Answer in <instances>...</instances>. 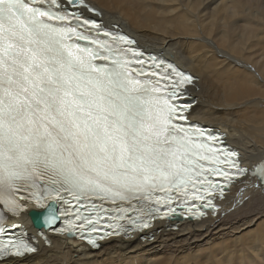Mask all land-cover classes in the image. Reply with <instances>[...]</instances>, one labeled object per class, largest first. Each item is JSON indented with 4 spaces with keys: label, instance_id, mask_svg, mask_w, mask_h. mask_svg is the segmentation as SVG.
<instances>
[{
    "label": "snow or ice",
    "instance_id": "obj_1",
    "mask_svg": "<svg viewBox=\"0 0 264 264\" xmlns=\"http://www.w3.org/2000/svg\"><path fill=\"white\" fill-rule=\"evenodd\" d=\"M53 8L61 9L62 0H0V202L9 211L15 214L22 190L42 207L43 200L70 196L90 210L77 211L76 219L94 232L93 214L98 220L101 206L87 200L126 212L121 204L135 207L134 200H152L156 191L186 194L189 185H207L212 195L211 175L231 183L246 174L235 151L207 143L217 137L174 123L185 119L169 103L174 92L162 96L156 82L136 78L157 73L143 70L148 62L131 47L134 41L84 20L107 39L90 38ZM79 40L90 46L74 43ZM151 64L161 68L155 59ZM171 71L180 78L174 84L191 82ZM31 251L15 245L10 254Z\"/></svg>",
    "mask_w": 264,
    "mask_h": 264
},
{
    "label": "bare ground",
    "instance_id": "obj_2",
    "mask_svg": "<svg viewBox=\"0 0 264 264\" xmlns=\"http://www.w3.org/2000/svg\"><path fill=\"white\" fill-rule=\"evenodd\" d=\"M87 1L101 11L106 27L117 24L140 47L161 54L198 78L190 88L196 100L190 112L192 122L226 133L228 143L241 152L249 169L264 159V0ZM247 180L232 188L216 216L156 222L141 235L129 231L102 242L98 249L47 234L55 229L43 222L53 221L48 205L29 209L18 219L9 218V223L24 226L25 236L37 243V252L0 264H129L124 253L135 250L136 244L149 250L146 259L137 256V264H263L264 187L255 178ZM26 207L32 204L18 206ZM260 218L254 232L239 234ZM138 252L143 249L134 253ZM238 252L240 263L233 261Z\"/></svg>",
    "mask_w": 264,
    "mask_h": 264
},
{
    "label": "rangeland",
    "instance_id": "obj_3",
    "mask_svg": "<svg viewBox=\"0 0 264 264\" xmlns=\"http://www.w3.org/2000/svg\"><path fill=\"white\" fill-rule=\"evenodd\" d=\"M194 75V74H193ZM205 125V124H204ZM262 221V219L260 218V219H258V221H256L253 225H251L250 227H248V228H244L243 230H241L240 232H239V234H241L242 235V237H244V235H246V234H248L247 232L249 231V230H253V229H255L257 226V224L259 223V222H261ZM256 230V229H255ZM255 230H253V232L255 231ZM178 233V232H177ZM177 233H174L175 235H177ZM245 233V234H244ZM163 234H169V233H163ZM244 234V235H243ZM156 243H152L150 246H154ZM135 248V250H132L133 248H131V249H128V250H126L125 251V253H124V257H125V259L127 260V262L129 263V264H132L131 263V260L134 258L135 260H136V264H137V256L138 255H142L143 256V259H146V256H148V252H149V250L147 249V248H143L141 245H139V244H136V247H134ZM138 249H143V252H138V253H134L136 250H138ZM264 249V248H263ZM231 253H230V251L228 252V253H226L225 254V259H227V257H229V255H230ZM235 257H237L238 259H235V260H233V261H237V262H239L240 263V258H239V252L236 254V256ZM148 258V257H147ZM205 259H206V257H205ZM181 263H182V260L180 261ZM217 264H219L218 262H217ZM264 264V263H263Z\"/></svg>",
    "mask_w": 264,
    "mask_h": 264
},
{
    "label": "water",
    "instance_id": "obj_4",
    "mask_svg": "<svg viewBox=\"0 0 264 264\" xmlns=\"http://www.w3.org/2000/svg\"><path fill=\"white\" fill-rule=\"evenodd\" d=\"M31 218H32V222H33V224L36 225V224H35V223H37V218H36V216H35V215H32ZM50 221H51V220H49V219H47V220H43L44 224H46L45 227L55 226V223H56V222L53 223L52 225H50L49 223L52 222V221H51V222H50Z\"/></svg>",
    "mask_w": 264,
    "mask_h": 264
}]
</instances>
